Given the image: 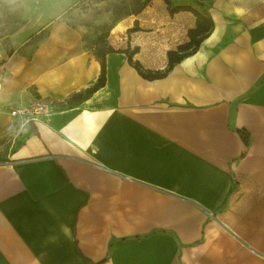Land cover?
<instances>
[{
    "label": "crops",
    "instance_id": "0c3cea01",
    "mask_svg": "<svg viewBox=\"0 0 264 264\" xmlns=\"http://www.w3.org/2000/svg\"><path fill=\"white\" fill-rule=\"evenodd\" d=\"M211 1V30L168 67L189 10L151 0L112 23L107 1L19 0L0 64V264H264V0ZM73 15L112 23L90 92L96 32ZM127 47L164 74L142 77ZM36 103L34 132L10 109Z\"/></svg>",
    "mask_w": 264,
    "mask_h": 264
},
{
    "label": "trees",
    "instance_id": "16d2710c",
    "mask_svg": "<svg viewBox=\"0 0 264 264\" xmlns=\"http://www.w3.org/2000/svg\"><path fill=\"white\" fill-rule=\"evenodd\" d=\"M89 2H100V1H107L108 0H88ZM123 0H120L117 2H122ZM151 0H135V3L137 6L130 11L126 12H119L118 9L122 7V3H109L111 12H112V23H114L119 18L127 15V14H136L138 13L142 8L147 6ZM167 7L169 8L170 12H174L177 10H189L193 13L195 16V26L194 28H191L187 32L188 40L182 44H180L176 50H169L167 52V58H168V67H171L175 62L179 61L183 56L186 54H189L193 52L196 47L199 45L200 41L207 36L209 31L212 27V19L207 14H203L197 9L190 7L188 5H180L176 4L173 5V0H163ZM85 7V6H84ZM83 7V8H84ZM112 23L110 24H100V25H94L92 23L84 24L86 26L92 27L94 32H96V37L94 38L95 43V56L98 58L100 63V73L97 78V81L88 89V91H93L96 88L102 86L105 82V55L109 52L116 51L107 41V35L109 34V31L111 29ZM12 32V31H11ZM5 42H7V39L5 38ZM3 49L5 50L7 55H11L13 52V49L9 46V43L5 44L3 46ZM117 51L123 52L126 54L129 63L138 71V73L144 77V78H156L160 77L164 74V71H149L142 68L140 63L136 60L132 59L133 54L137 51V47L134 48H125L123 50L118 49ZM28 122L32 125L33 131H35V126L32 124L31 120H28ZM238 133L240 137L243 140V143L245 146L249 143V132L246 129H239Z\"/></svg>",
    "mask_w": 264,
    "mask_h": 264
},
{
    "label": "rangeland",
    "instance_id": "374dc122",
    "mask_svg": "<svg viewBox=\"0 0 264 264\" xmlns=\"http://www.w3.org/2000/svg\"><path fill=\"white\" fill-rule=\"evenodd\" d=\"M28 3V10L32 12V6L34 5V0H26ZM39 1V0H38ZM41 4L46 3L51 8L52 12L61 8L64 4V0H40ZM109 3H122V7L118 9L119 12L123 13L126 11L133 10L137 4L135 0H123L122 2H117V0H108ZM120 1V0H118ZM211 0H173V4L180 5H188L193 7L199 11L208 10L211 8ZM53 3H57V6H53ZM80 9L84 7L83 5H79ZM110 6V5H109ZM23 12L21 3L19 0H0V47L3 48L7 42H5V35L9 32L15 30L21 22H23ZM72 17V16H71ZM67 21L69 24H87L89 21L84 20L79 16H74L73 18H68ZM93 31V28L91 27ZM90 38H87V42L89 44ZM11 151V146L7 138H5L2 142H0V164L6 163L9 161L7 157H9V153Z\"/></svg>",
    "mask_w": 264,
    "mask_h": 264
},
{
    "label": "built area",
    "instance_id": "2783aa9c",
    "mask_svg": "<svg viewBox=\"0 0 264 264\" xmlns=\"http://www.w3.org/2000/svg\"><path fill=\"white\" fill-rule=\"evenodd\" d=\"M6 57L5 50L0 47V64L3 62ZM41 105L39 103L29 105L27 107H17L10 109V113L13 116L22 117L25 121L34 119L41 111Z\"/></svg>",
    "mask_w": 264,
    "mask_h": 264
}]
</instances>
